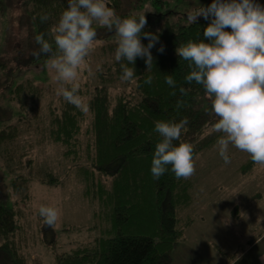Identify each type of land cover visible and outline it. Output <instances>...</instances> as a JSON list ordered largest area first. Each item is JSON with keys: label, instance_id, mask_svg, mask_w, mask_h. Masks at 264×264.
<instances>
[{"label": "trees", "instance_id": "1", "mask_svg": "<svg viewBox=\"0 0 264 264\" xmlns=\"http://www.w3.org/2000/svg\"><path fill=\"white\" fill-rule=\"evenodd\" d=\"M112 1L116 5L107 4L116 15L128 18L121 2ZM256 2L264 6V0ZM211 3L212 0H141L135 8L150 6L152 11L146 16L143 31L159 36V42L150 50L153 67L147 70L144 59L137 58L132 65L135 91L115 97L108 85L114 79L120 81L121 75L120 64L114 60L116 36L114 31L95 26L97 41L107 42L102 49L111 57V63L103 65L107 76L99 73V84L80 85L79 94L89 104V111L82 113L61 97L50 99L48 111H42L38 103L46 89L29 75L35 66L45 70L49 57L33 56L38 49L35 37L43 33L52 42L51 28L67 8V0H0V26L7 24L5 30L0 27V160L4 162L0 161V264H29L22 246L27 231L12 192L21 191L17 181L22 175L13 176L6 169L22 155L16 151L21 131L14 124L11 103L22 114L18 121L28 128L48 114L43 127L45 138L64 148V157L75 164L85 195L95 205L96 223L90 230L99 234L75 248L63 249L60 245L57 234L67 232L66 228L57 230L42 223L40 242L55 255L62 249L56 255V264H172L175 249L185 240L189 221L183 225L179 215L193 202L194 182L192 176L178 180L171 172L153 180L151 160L160 140L154 126L156 121L188 119L174 144L192 146L195 169V160L216 144L219 134L209 132L214 122L208 115L210 101L200 85L185 83L184 77L190 72L188 62L175 51L189 40L208 42L203 31L210 20L198 17L195 24L189 25L186 14ZM41 14L49 15L44 23L39 19ZM141 43L146 46L148 40L141 37ZM162 45L163 54L157 51ZM165 75L176 80L175 89L165 83ZM148 76L152 77L151 85L144 83ZM179 87L185 88V95H181ZM178 100L184 104L180 109L176 107ZM83 135L89 138L86 148L82 145ZM83 158L87 162H81ZM260 167L264 169L249 157L240 172L246 175ZM50 182L56 179L52 177ZM234 264L243 263L238 260Z\"/></svg>", "mask_w": 264, "mask_h": 264}, {"label": "clouds", "instance_id": "2", "mask_svg": "<svg viewBox=\"0 0 264 264\" xmlns=\"http://www.w3.org/2000/svg\"><path fill=\"white\" fill-rule=\"evenodd\" d=\"M198 17L210 20L203 31L208 42L189 40L175 49L190 69L184 81L200 85L210 101L208 115L214 122L209 132L219 134L215 148L223 163H231V146L247 153L254 164L264 166V6L256 0H212L207 7L188 11L186 21L195 24ZM39 19L44 23L49 15L41 14ZM93 24L115 33L114 60L120 64L121 82L136 78L132 65L137 58L144 59L147 70L153 67L150 50L159 42L158 35L143 31L147 24L145 13L121 18L107 6L106 0H67V8L51 28L52 42L43 33L36 36L38 49L33 56L49 57L46 65L57 85L56 96L82 113L89 111V104L79 94L81 73L86 70L89 75L94 74L88 63L97 42ZM141 37L148 40L146 46ZM157 51L163 54L164 46ZM100 70L97 65L96 71ZM144 83L151 85L152 77L148 76ZM165 83L170 88L177 87L172 75H165ZM179 92L186 94L184 87H179ZM175 94L173 91L172 95ZM183 106V101L178 100L177 109ZM187 124V118L155 122L154 131L160 140L151 160L153 180L158 181L167 172L178 180L193 175L192 146L174 144ZM38 216L45 226L53 228L60 212L56 207L41 205Z\"/></svg>", "mask_w": 264, "mask_h": 264}, {"label": "rangeland", "instance_id": "3", "mask_svg": "<svg viewBox=\"0 0 264 264\" xmlns=\"http://www.w3.org/2000/svg\"><path fill=\"white\" fill-rule=\"evenodd\" d=\"M119 1L129 17L152 13L150 6L135 8L141 0ZM107 2L116 5L112 0ZM6 25L0 27L5 30ZM95 26L99 25L93 24ZM3 35L6 36L4 32ZM106 43L96 42L88 57L94 74L83 71L80 85L88 83L95 86L99 84V73L107 76L103 65H110L111 57L103 53L102 48ZM97 65L100 71H96ZM44 67L45 70L43 66H35L29 75L46 89L45 97L38 106L42 111H48L50 99L56 100L58 96L55 94L57 85L52 80L46 62ZM108 86L114 97L135 91L133 81L123 84L114 79ZM11 104L15 115L14 124L21 131L16 151L22 155L6 169L13 176L22 175L17 181L21 191L16 194L11 190L27 231L25 245H22L23 253L29 264H56V255L62 249L59 248L55 255L53 250L40 242L39 231L43 222L38 216L39 207L47 205L59 209L60 217L55 228L67 229V232L57 234L62 242L60 245L63 249L64 246L72 249L98 236V231L90 230L96 223L95 205L85 195V185L77 176V169L73 168L75 164L64 157V148L45 138L43 130L46 129L43 127L49 118L48 114L34 120L33 128H28L26 123L18 121L22 114L15 104ZM87 137L83 135L82 138L84 148L89 144ZM229 154L231 163L228 165L223 163L215 146L195 160L197 168L192 175L193 202L179 215L183 225L189 222L185 225V240L173 253L172 264H234L238 260L243 264H264L261 259L264 256V169L256 168L244 175L240 167L250 156L231 146ZM80 161L87 162L84 158ZM52 177L56 179L55 183L50 182Z\"/></svg>", "mask_w": 264, "mask_h": 264}]
</instances>
